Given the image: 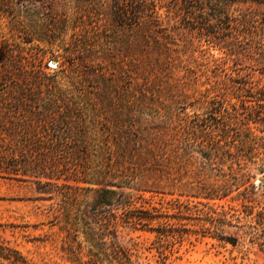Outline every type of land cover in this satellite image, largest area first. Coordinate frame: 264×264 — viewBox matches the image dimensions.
Listing matches in <instances>:
<instances>
[{"label":"rangeland","instance_id":"obj_1","mask_svg":"<svg viewBox=\"0 0 264 264\" xmlns=\"http://www.w3.org/2000/svg\"><path fill=\"white\" fill-rule=\"evenodd\" d=\"M170 1L156 6L160 43L149 48L135 47L130 21L115 18L118 8L129 16L131 0H0L1 72L20 52L56 85L33 93L3 82L0 105L58 97L72 117L61 152L84 156L81 166L106 173L103 186L157 215L120 227L137 264H264V5L232 4L259 14L236 38L221 23L208 36L189 29ZM83 36L89 51L63 61ZM86 75L72 89L67 77ZM73 178L59 182L89 185ZM49 195L31 179L0 176V264H74L54 216L61 196Z\"/></svg>","mask_w":264,"mask_h":264},{"label":"trees","instance_id":"obj_2","mask_svg":"<svg viewBox=\"0 0 264 264\" xmlns=\"http://www.w3.org/2000/svg\"><path fill=\"white\" fill-rule=\"evenodd\" d=\"M171 1L170 8L175 13L183 14L189 29L208 36L205 31L209 32L208 28L212 24L221 23L236 38L241 36L244 29H250L259 22V14L244 11L236 14L234 10L231 11L232 4L249 1L264 5V0ZM159 2L161 0H131L129 16L118 8L115 18L119 23L127 19L130 21L128 24L132 27L135 47L152 48V44L159 45V39L152 35L153 27L160 25L156 10ZM260 18L264 24V13ZM73 19L77 24L87 20H81L78 14ZM87 39L83 36L80 45L64 48V52L59 54L63 61H67L75 49L77 53L89 51ZM8 58L7 68L3 70L10 73L7 75L0 70V84L10 81L18 90L37 93L45 88L48 92H54L56 85L53 80L40 69L29 70L20 52ZM88 75L81 78L67 77V80L72 89L80 91L84 85L82 82L88 81ZM57 100L58 97L49 98L43 105H0V176L31 179L37 183L39 191L50 194L49 198L51 193L61 196L54 216L60 223V230L65 233L61 251L69 261L74 264H137L131 247L121 236L120 227L137 228L139 224L145 225L143 219H152L157 215L131 207L133 199L130 192L103 186L106 173L99 168L81 166L80 161L84 156L66 154L68 152L64 148L69 143L67 136L72 133V117L60 111ZM214 100L209 102L213 105ZM217 101L218 105H225V99ZM62 104L73 105V102L67 100ZM257 104L264 105L261 102ZM85 105L92 104L85 101ZM87 142V139L83 141L85 149ZM149 151L153 159L161 164L162 157L156 152V146H149ZM109 171L112 173V168ZM70 176L89 185L59 182ZM116 186L121 188L120 185ZM13 260L24 261L21 255Z\"/></svg>","mask_w":264,"mask_h":264}]
</instances>
